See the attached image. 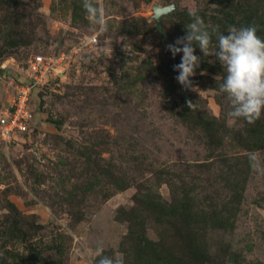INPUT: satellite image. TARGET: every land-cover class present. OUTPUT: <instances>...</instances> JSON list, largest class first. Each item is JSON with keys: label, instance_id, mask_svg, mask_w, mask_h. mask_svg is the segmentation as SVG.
<instances>
[{"label": "rangeland", "instance_id": "1", "mask_svg": "<svg viewBox=\"0 0 264 264\" xmlns=\"http://www.w3.org/2000/svg\"><path fill=\"white\" fill-rule=\"evenodd\" d=\"M171 2L166 46L190 10L214 45L230 25L264 39V0H102L99 35L83 0H0V113L34 54H64L31 90V129L0 138V264H93L101 248L125 264H264V175L248 160L264 159V114L229 122L226 70L198 45L192 88L175 78L183 53L161 62L151 7Z\"/></svg>", "mask_w": 264, "mask_h": 264}, {"label": "clouds", "instance_id": "2", "mask_svg": "<svg viewBox=\"0 0 264 264\" xmlns=\"http://www.w3.org/2000/svg\"><path fill=\"white\" fill-rule=\"evenodd\" d=\"M83 8L94 26L93 31L97 35L105 33L108 30L107 12L102 0H83ZM189 16L192 20L186 26V35L166 46L173 57L183 53L181 62L173 66L179 73L176 80L186 89L193 87L190 78L196 75L201 64V57L194 54L193 45H198L204 56L214 55L226 70L220 90L227 94L230 102L229 122L244 119L254 123L264 114V39L257 35L258 27L254 24L239 28L230 25L227 34L213 29V33H217V44L214 45L203 18L195 10H190ZM188 106H192L191 101ZM248 160L253 171L264 175V159L258 152L249 153ZM102 252L101 248L97 253L99 259L93 264H125L122 253L109 257Z\"/></svg>", "mask_w": 264, "mask_h": 264}, {"label": "built area", "instance_id": "3", "mask_svg": "<svg viewBox=\"0 0 264 264\" xmlns=\"http://www.w3.org/2000/svg\"><path fill=\"white\" fill-rule=\"evenodd\" d=\"M64 54L36 53L28 61L26 78L28 83L16 81V91L11 104L0 113V138L5 142L14 140L17 134L25 135L34 121V113L30 106L32 88L45 86L62 71ZM15 81V80H14ZM13 81V82H14Z\"/></svg>", "mask_w": 264, "mask_h": 264}, {"label": "water", "instance_id": "4", "mask_svg": "<svg viewBox=\"0 0 264 264\" xmlns=\"http://www.w3.org/2000/svg\"><path fill=\"white\" fill-rule=\"evenodd\" d=\"M176 8H177L176 2H171V3H167V4H153L151 7V10H152L151 17L155 20L156 29H157L158 33L161 35L160 42L158 43V46L161 47V50L159 52V58H160L162 63L164 62L163 51L166 48L165 40L167 37V33L162 28V20H163L164 16L170 17L171 12ZM259 211L264 215L263 209H259Z\"/></svg>", "mask_w": 264, "mask_h": 264}]
</instances>
